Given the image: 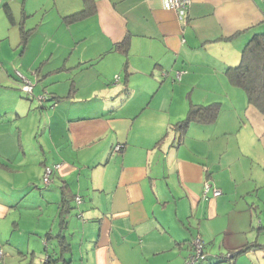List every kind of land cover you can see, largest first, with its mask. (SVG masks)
<instances>
[{"label": "crops", "instance_id": "0c3cea01", "mask_svg": "<svg viewBox=\"0 0 264 264\" xmlns=\"http://www.w3.org/2000/svg\"><path fill=\"white\" fill-rule=\"evenodd\" d=\"M189 12L182 25L162 0H0V42L14 50V74L0 51V85L24 70L36 80L28 97L51 91L40 165L53 167L25 203L30 186L0 182V264H31L37 232L54 264H182L197 235L200 264H229L227 251L232 264H264V113L227 72L264 33V0H192ZM213 102L215 122L171 126ZM9 112L10 169L23 144ZM207 180L222 192L204 197ZM42 205L40 229L22 230L18 210Z\"/></svg>", "mask_w": 264, "mask_h": 264}, {"label": "rangeland", "instance_id": "374dc122", "mask_svg": "<svg viewBox=\"0 0 264 264\" xmlns=\"http://www.w3.org/2000/svg\"><path fill=\"white\" fill-rule=\"evenodd\" d=\"M12 48L13 45L10 44L9 38H6L0 42V51L3 50L2 53L8 58L5 60V65L8 64L10 72L14 74L13 66L11 65L12 59H10L12 58L11 56H13L10 55V52H12V54L14 53V50H11ZM20 71L24 76L28 75L24 70ZM10 78L12 87H4V85H0V107L1 111L3 112L5 109L10 111L8 116H10L12 122H14V126L18 129V131L21 132V143L23 144V147H21L22 149L18 154L12 156L10 169L2 167L3 165L0 164V182L10 183L13 182V178H16V181H18L19 184L22 182L23 186H30V191L26 195L27 198L23 200V198L26 196L22 197V203H25L24 201L27 202V199H30L31 194L35 195L36 191L41 192L42 188L47 187V185L43 182L44 167L40 165V162L44 155L42 152V144L47 148V151L50 150V148L47 146L48 143L44 132L47 127L46 121L48 113L46 111H48V109L43 108V103L45 102L46 98L50 96L51 91L45 90L44 88L39 93L37 92L35 95L36 99L32 100V97H28V93L24 92V94L22 91L24 82H20L16 75L11 76ZM4 80L5 76L0 75V82H3ZM29 80H32V83L35 85L36 80L34 76H31ZM31 93L33 94V92ZM47 157L51 158L50 151ZM1 160L5 163L9 161L8 158H3L2 154H0V163ZM33 161L34 163H32ZM35 170H37V172ZM30 178H34L33 182H35L40 187H32L29 181ZM20 209H22V214L20 213ZM20 209L18 210L17 214V222L19 227L21 226L22 230L25 226L28 228H34V231L40 229L38 222L40 220L45 222L47 213V210L43 209V205L41 208L38 207L39 210L37 209L34 212L27 210V208ZM57 222L58 221H56V224ZM44 231L42 232L43 234ZM33 237L34 239H37L38 237L40 241L38 242V245L35 246L36 252L34 254V261L32 263L44 264L48 254L44 245V238L42 235L39 236L38 232L37 234L34 233ZM231 253L234 254V252L229 253L227 251L223 253V255H230ZM223 258L225 259V257ZM233 258L234 255L230 258H227L229 264L233 263ZM54 262L55 260H52L48 264H54ZM184 262L185 260L182 264H184Z\"/></svg>", "mask_w": 264, "mask_h": 264}, {"label": "trees", "instance_id": "16d2710c", "mask_svg": "<svg viewBox=\"0 0 264 264\" xmlns=\"http://www.w3.org/2000/svg\"><path fill=\"white\" fill-rule=\"evenodd\" d=\"M85 13L86 11L83 9L75 12L73 16L79 17L83 16ZM121 44H126V42L120 43L119 46ZM227 72L233 84L243 87L247 93L248 101L256 105L264 113V33L253 35L243 49L241 62L236 66L228 68ZM25 92L28 94L31 93ZM220 111L221 105L219 102L192 104L188 110L187 116L173 123L171 126L181 131V133H184V130H186L188 125L193 121L207 123L215 122ZM70 200V197L67 196L64 200V206H68ZM69 208L70 206H68V209ZM205 252L207 254L206 249ZM47 255L48 257L45 264H48L53 259L52 254L48 253ZM65 264H68V262H65Z\"/></svg>", "mask_w": 264, "mask_h": 264}, {"label": "built area", "instance_id": "2783aa9c", "mask_svg": "<svg viewBox=\"0 0 264 264\" xmlns=\"http://www.w3.org/2000/svg\"><path fill=\"white\" fill-rule=\"evenodd\" d=\"M163 6L167 8L174 9L178 15V18L182 25H186L189 22L190 17V7L192 4V0H162ZM21 74L24 84L23 89L27 92H32L33 85L32 82L25 77L22 73ZM178 77H180V73L177 74ZM121 144L116 146V149L119 150L121 148ZM61 163H57L54 165L55 168L60 167ZM53 167L50 165L45 166L44 175H43V182L48 185L53 180ZM212 190L213 194L216 196L220 194L222 191L218 187H214L210 181H206L204 184V197L208 195V192ZM77 201H81V197L77 196ZM5 254L2 247H0V259ZM233 256L231 253L230 255H222L221 257L230 258ZM48 255L46 256L45 262L47 260ZM207 258V254L205 252V241L204 238L201 235H197L193 237L192 239V251L187 255L184 264H200L204 259ZM31 264H37V263H31ZM45 264V263H44Z\"/></svg>", "mask_w": 264, "mask_h": 264}]
</instances>
